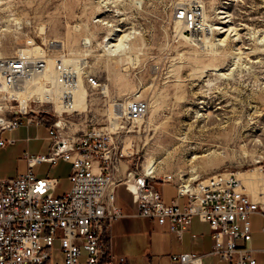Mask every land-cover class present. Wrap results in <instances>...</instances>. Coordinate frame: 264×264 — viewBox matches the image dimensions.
Here are the masks:
<instances>
[{
  "label": "rangeland",
  "instance_id": "374dc122",
  "mask_svg": "<svg viewBox=\"0 0 264 264\" xmlns=\"http://www.w3.org/2000/svg\"><path fill=\"white\" fill-rule=\"evenodd\" d=\"M195 6L208 33L200 44L185 39L183 20L175 18ZM115 29L121 32L116 35L130 34L123 52L112 57L104 41ZM34 48L42 55L33 56ZM18 50L47 61L51 77L56 60L73 69L83 63L84 110L62 112L58 119L57 92L40 84H48L46 79L31 86L28 105L48 124L60 120L68 137L85 129L106 132L122 177L143 178L151 160L155 179L170 175L175 184L191 183L231 172L245 193L262 192L264 0H0V57ZM89 78L100 87L92 89ZM51 89V101L41 104L38 92ZM133 100L147 104L146 116L132 123L123 117L113 129L109 106L126 107ZM1 139L14 144L0 149V180L25 173L24 154L45 155L51 144L42 126L6 130ZM33 172L37 178L57 177L56 194L70 189L67 165L38 164ZM112 227L117 253L131 264L166 262L169 248L155 221L122 219ZM54 259L63 264L58 255Z\"/></svg>",
  "mask_w": 264,
  "mask_h": 264
},
{
  "label": "built area",
  "instance_id": "2783aa9c",
  "mask_svg": "<svg viewBox=\"0 0 264 264\" xmlns=\"http://www.w3.org/2000/svg\"><path fill=\"white\" fill-rule=\"evenodd\" d=\"M179 12L175 18L191 23L192 14ZM46 68L44 60L23 53L0 58V133L42 126L51 140L47 154H24L25 173L0 180V264H58L54 255L63 264H128L126 259L113 255L108 236L110 225L124 217L114 195L121 184L136 199L134 217L154 220L177 241H181L196 218L210 230L212 247L204 256H217L228 264H256V251L247 245L250 216L257 215L264 221V198L252 199L241 190L240 181L231 172L180 184H175L170 175L149 180L137 175L134 177L138 180L129 179L128 174L122 177L116 147L106 132L85 129L68 137L55 123L48 124L38 114L32 115L29 99L22 102V107V86L29 78L43 75ZM52 70V82L41 85L54 87L64 114L78 112L73 97L77 87L74 69L56 60ZM87 81L92 89L100 87L94 78ZM146 112L145 102L133 100L125 115L132 123L142 120ZM13 144L0 136V149ZM59 162L70 166V189L54 196L60 181L37 178L33 169L43 163L54 168ZM166 184L175 187L177 198L187 199L185 206L176 202L163 204L156 185ZM239 241L245 245L240 247ZM202 256L184 252L170 254L168 258L169 264H202Z\"/></svg>",
  "mask_w": 264,
  "mask_h": 264
},
{
  "label": "crops",
  "instance_id": "0c3cea01",
  "mask_svg": "<svg viewBox=\"0 0 264 264\" xmlns=\"http://www.w3.org/2000/svg\"><path fill=\"white\" fill-rule=\"evenodd\" d=\"M2 133H0L1 136ZM58 164H64L65 163L59 162L56 164L55 167L58 166ZM68 166V170L70 172V166ZM36 167H34L35 169ZM51 168L50 169H54ZM33 169V170H34ZM34 173V172H33ZM69 175V174H68ZM43 178H49V177H43ZM57 178V177H54ZM53 178V179H54ZM58 179V178H57ZM59 181V179H58ZM123 186L124 189L120 190V187ZM156 188L162 196V202L164 205H169L172 202H176L180 207H183L187 204V199L185 197L183 198H177V193L175 191V187L171 184L166 185H156ZM57 190V189H56ZM56 190L54 192V196H59L60 194H56ZM115 204L120 210L123 212L124 217L119 219H135L137 217H134L135 215V208H136V199H134V196L130 193L129 189H127L124 185H119L115 189ZM254 200H262L264 198V187L262 188V192L258 194L257 196H251ZM141 219V218H137ZM116 221V222H119ZM146 220V219H144ZM154 221V220H153ZM113 222L110 225L109 230V244L111 246L112 253L117 258H125L122 254L117 253L115 249V245L112 241L113 237V224L116 223ZM250 233H249V242L248 246L250 249L255 250L256 252L253 254L256 264H264V221L257 215H251L250 216ZM157 224V223H156ZM158 226V225H157ZM161 230L163 231V234L165 235V242L167 243V247L169 248L168 255H165L166 262L164 264H169V258L168 256L170 254H177V253H184V252H191L198 255H203L202 257V264H228L221 259H219L217 256H204V254H207L210 252L212 247V240H210V230L209 226L205 223H202L198 221L196 218H193L190 227L187 231L184 232L182 235L181 241H177L175 236L171 234L166 227L159 226ZM238 245L240 247H243L245 244L241 241L238 242ZM128 264H131L126 259ZM152 259H149L148 264H152ZM157 264H159L157 262Z\"/></svg>",
  "mask_w": 264,
  "mask_h": 264
},
{
  "label": "bare ground",
  "instance_id": "6f19581e",
  "mask_svg": "<svg viewBox=\"0 0 264 264\" xmlns=\"http://www.w3.org/2000/svg\"><path fill=\"white\" fill-rule=\"evenodd\" d=\"M199 8H200V6H195V7H192V9H189V10L185 11L187 13V15L188 14H192V16H190V17H192L191 23H189L188 19L186 21H183L185 26H184V28L182 30V34H183V36L185 37V39L188 42H191L193 44L194 43L195 44H200V43L204 42L205 36L208 35L207 26H206V22H205V17L201 16V12H199ZM112 32H113L112 34L107 35L108 37L105 39L104 42L106 43V45L110 44L109 48H107V50H105V51H108L110 53V56L114 57V56H116L118 54H121V52H123L124 47H125L124 44L126 43V41H128L130 33L129 34L116 35L115 34L116 32L121 33L120 30H117V29L113 30ZM112 36H113V38H112ZM52 48H58V46H53ZM24 52H26V51L25 50H18L17 54L18 53L26 54ZM30 52L33 54V56H34V54L42 55V52L38 48H34V50H32ZM26 55H28V54H26ZM0 58H2V57H0ZM42 60H44V59L42 58ZM62 63L64 65H67L66 61H62ZM46 65H47V61H46ZM82 65H83V63L80 65V67H77L76 69H74V73L76 75V81L75 82H76L77 87L74 90V96L73 97H74V101H75V104H76V108L78 110H80V109L84 110L85 109L84 108L85 107V102L87 101L86 100L87 99V89H86V86L83 84L82 78H81V76L83 75ZM46 70H47V68H46ZM47 71L43 75H37L35 77L29 78L26 81V83L22 86L21 90L19 91V93H20L19 94V96H20L19 98H20V103L22 104V107L25 106V104L22 103V102L26 101L31 96L32 90H33L31 88V86L34 87V84H37V83H35L36 80H40V82H41V81H44L46 79L47 82H49V83L52 82V79H53L52 77L53 76L51 77V74L48 73ZM54 92H57V91L54 90ZM107 93H108L107 88L106 87H103V88L101 87V94L106 96ZM52 94H53V91L51 89V91H48V92L39 91L37 95L39 96L38 98L43 100V102H50L51 101L50 97H51ZM55 94H57V93H55ZM58 106H59L58 104L55 105L56 108H58ZM174 106L176 108L178 107V105H174ZM127 107H128V105L126 107H124V105H121V104H116V105L109 106L108 111H109V115L111 116V120H112L111 121V127L113 129L116 128V126L118 124V121L120 119H122L123 117H126L125 114H126ZM57 114H58L57 115L58 119H59V117L61 118L62 109H59L57 111ZM176 119H177L176 116L175 117L173 116L171 118V121L169 122V127L170 128H172V126H173L174 122L176 121ZM0 122H1V120H0ZM55 125L57 127H61L62 126L60 120L58 122H56ZM206 125H208V124H206ZM165 138L171 141L170 137L166 136ZM211 157H213V155ZM155 164H156L155 162L149 160V162L147 163V165L143 169V178L150 179V178L154 177L155 172H156V170H155L156 169V165ZM134 176H135V174L134 175L128 174V178L129 179L132 178V179L138 180L137 177H134ZM193 179H195V178H193ZM139 181L141 183L142 179L139 178ZM187 182H189V181L187 180Z\"/></svg>",
  "mask_w": 264,
  "mask_h": 264
}]
</instances>
